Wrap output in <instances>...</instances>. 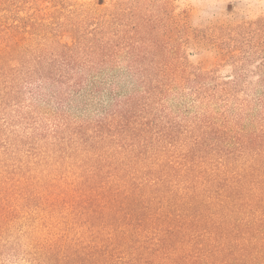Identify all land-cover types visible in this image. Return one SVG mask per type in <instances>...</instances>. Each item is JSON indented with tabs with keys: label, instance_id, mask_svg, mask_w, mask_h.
Masks as SVG:
<instances>
[{
	"label": "trees",
	"instance_id": "obj_1",
	"mask_svg": "<svg viewBox=\"0 0 264 264\" xmlns=\"http://www.w3.org/2000/svg\"><path fill=\"white\" fill-rule=\"evenodd\" d=\"M66 1L0 22V264H264V82L245 100L238 81L209 94L197 79L196 101L218 95L237 112L164 119L155 104L185 67L128 64L141 91L96 121L15 131L31 123L25 88L52 85L60 101L101 92L86 78L122 46H110L107 7ZM257 24L264 47V16Z\"/></svg>",
	"mask_w": 264,
	"mask_h": 264
},
{
	"label": "rangeland",
	"instance_id": "obj_2",
	"mask_svg": "<svg viewBox=\"0 0 264 264\" xmlns=\"http://www.w3.org/2000/svg\"><path fill=\"white\" fill-rule=\"evenodd\" d=\"M72 2L92 4L101 12L103 7H107L105 13L113 14L110 19L114 35L110 46H122H119L117 53L103 57L104 69L98 75L86 78L88 82H99L101 92L70 94L65 101H60L57 89L52 85L37 84L31 89L25 88L20 97L22 107L19 110L27 112V106L31 108L28 119L31 123L23 120L16 122L14 128L20 135L30 132L31 126L48 128L64 119L94 122L114 108L115 98L119 100L126 99L127 94L138 95L141 91L135 85L138 74L127 72L128 64L185 67L179 77L172 76L175 80L155 104L157 108L153 112L164 119L176 117L191 120L196 114L204 112L216 116L225 106V112L231 115L237 112V102L232 100L225 104L218 95L208 97L204 104L196 101L192 92L197 79L206 82L205 91L209 94H213V87L217 84L220 88L226 83L238 81L236 96L245 100L255 99L262 89L264 47L256 31L258 19L264 16V0H67L64 5L70 6ZM54 3V0H11L7 4L1 3L0 22H13V19L26 14H52ZM8 16H12V19ZM138 28L152 32L154 42L151 37L136 41L133 29ZM126 32L131 39L126 38ZM122 34L123 38L120 36ZM132 42L140 49L129 50ZM151 43L162 55L159 60L148 53ZM220 47L226 50L221 52L222 56L217 61L207 59ZM205 61L204 69L200 65ZM212 62L216 63L210 67ZM16 106L8 109L10 114H13L12 109ZM254 108L255 104L253 111ZM22 148L25 152L28 146L24 144Z\"/></svg>",
	"mask_w": 264,
	"mask_h": 264
}]
</instances>
